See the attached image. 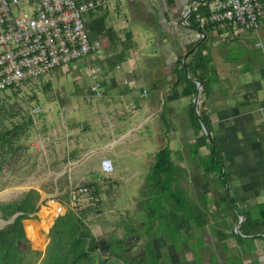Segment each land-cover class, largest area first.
<instances>
[{
    "label": "crops",
    "instance_id": "obj_1",
    "mask_svg": "<svg viewBox=\"0 0 264 264\" xmlns=\"http://www.w3.org/2000/svg\"><path fill=\"white\" fill-rule=\"evenodd\" d=\"M123 1L125 10L121 7V1L114 2V20L108 13V5L112 2L87 14L89 18L85 27L91 38L101 40L102 48L71 63L72 66L68 68L79 82L80 78H87L90 67L99 66L97 81L101 88L98 93L93 92L99 95V105L81 116L74 110L73 117L59 112V118H55L47 111L35 121L34 132H37L41 152L38 169L32 171L28 179L32 183L31 190L39 192V199L37 210L30 215V219H26L30 223L28 226L34 229L45 219L43 215L46 213L51 216V224L56 218L54 208L44 202L47 197L53 196L66 202L70 191L77 186L97 187L96 182L103 179L111 184V178L100 175L98 168L87 167L85 164L88 161L104 157L110 159L109 154H116L118 145L133 143L147 122L154 124L156 152L163 146L159 138L163 108L167 109L169 116L177 114L174 101L180 97V92L179 88L173 86L176 77L173 68L180 59L184 64L189 59L185 56L187 50L192 46L190 52L194 51L206 38L188 21L189 14L184 19L189 5L193 3L195 6L200 0ZM125 12H128L133 27ZM142 26L148 29L145 35L147 40L151 39L148 41L155 49L151 55L138 53L136 40L140 34L138 29ZM207 45L208 49L203 53H209L217 80H213L212 91L202 102V107L211 120L212 134L226 170L231 174L228 200L232 197L239 208H250L252 215L258 217L261 215L258 205L264 203V24L256 31H212ZM229 51L231 55L227 56ZM218 54L228 63L227 68L215 66L214 57ZM138 59L141 61L139 64ZM79 66H82V70H78ZM91 85L86 89L90 90ZM199 94L197 106L201 102ZM61 106L65 111L70 110L65 102H61ZM184 108L187 112L188 105ZM184 125L179 132L178 129L170 131L172 134L167 143L173 154L178 151L184 155L187 149L185 144L192 143L188 140L191 128L188 122ZM185 137L186 142L182 144L181 139L185 140ZM174 140L178 142L176 147L172 142ZM153 158L154 155L151 162ZM41 167H45V170ZM203 180L201 184L205 185L200 186V199L193 201L206 203L209 211L205 218L209 222L203 228L192 227V237L185 241L183 239L179 247L167 243L162 236L155 238L154 246L165 245L170 249L168 256L174 255L171 264H186L189 261L188 252L192 253L190 243H197L198 239L203 242L198 248L201 247V261L204 264H249L253 261L264 264V232L258 238L239 231L238 235L245 241L233 237L231 233L235 232L242 214H236V222L227 203L218 200V193L223 195L224 189H219L213 176ZM96 193V205H99L98 189ZM80 198L85 197L82 195ZM210 204L214 205V210H210ZM23 227L26 230V226ZM38 231L41 232L40 227ZM217 231L231 237L219 240ZM223 234L220 235L224 237ZM178 249L183 251V258ZM235 249L240 254L236 252L233 255L231 251Z\"/></svg>",
    "mask_w": 264,
    "mask_h": 264
},
{
    "label": "trees",
    "instance_id": "obj_2",
    "mask_svg": "<svg viewBox=\"0 0 264 264\" xmlns=\"http://www.w3.org/2000/svg\"><path fill=\"white\" fill-rule=\"evenodd\" d=\"M211 1L213 0H200L196 9L191 10L188 15V21L196 29L203 32L206 38L196 46L194 51L190 52L192 46L187 50L185 56L189 59L184 62L187 72L184 71L181 59L176 62L173 68L176 75L173 86L179 88L181 96L190 99L186 118L194 136V142L185 145L191 162L196 165V156H198V165H203L202 169L196 168L197 174L204 177L212 174L219 189H224L223 195L218 193V200L221 203H227V208L234 215L235 221H238L236 214L245 216L238 228L239 231L245 235H255V237L261 238V234L264 232V203L258 205L261 208V215L257 217L252 215L250 208H239L232 197L228 200L227 194L230 190L231 174L227 172L225 162L222 161L216 138L212 134L211 120L202 107V102L207 99L212 91L213 80H217L215 71L211 66L210 55L203 52L208 49L207 39L211 32H219L220 30L216 29V25L210 22H206L203 27H200L196 16L207 17L209 15L208 5ZM191 78L198 79L202 84L198 111L201 120L210 133V137L203 132L193 107L192 97L196 90V84ZM13 90L11 89V91ZM161 121L162 125L170 130L172 123L168 120L164 108L161 112ZM32 123L33 119L29 116L21 123L0 130V152L3 154L0 155L1 158L6 153L17 154L15 142L18 141L21 134L29 131ZM163 132L160 136H166L167 139H170L168 131ZM172 153L168 143L160 147L155 152L150 168L144 175L141 191L145 199L139 201L138 205L143 206L145 210V218L143 219V225L146 228V231H143L146 235L147 249L145 253L135 256L128 254L130 247L125 246V244L130 245L128 237L136 232L129 226L130 224L124 226L128 239L108 240L106 244L109 243L110 247L106 248V244H103L102 241L99 242L85 224L83 216L86 211L84 209L76 212L67 209L64 215L58 216L46 233L48 242L45 249L43 251L33 249L25 235L22 223L24 219L30 218V214L37 210L36 203L39 199V192L30 190L17 201L0 203V217L3 219H8L15 212H22L12 223L0 229V264H170L162 262L156 256L151 241L162 236L167 243H173L179 247L185 237H192V227L203 228L209 222L205 218L209 211L206 203L194 202L185 190L178 186L182 171L172 159ZM90 186L94 187L92 196L96 197L97 187ZM28 229L30 232L34 230ZM213 231L215 232V230ZM217 232L219 240L224 241L225 238L231 237L230 235L225 236L220 231ZM183 234H186L185 237ZM220 234H223L224 237ZM231 234L236 239L245 241L234 231ZM197 242L199 246L203 243L200 239ZM98 249L107 251L108 255L103 257V253ZM178 250L181 258H183V251Z\"/></svg>",
    "mask_w": 264,
    "mask_h": 264
},
{
    "label": "rangeland",
    "instance_id": "obj_3",
    "mask_svg": "<svg viewBox=\"0 0 264 264\" xmlns=\"http://www.w3.org/2000/svg\"><path fill=\"white\" fill-rule=\"evenodd\" d=\"M111 2L112 3L108 5V13L109 17L114 20L116 14L114 12V10H116L115 1ZM120 4L123 10H125V1L122 0ZM87 14L84 15V22L89 18ZM125 16L129 24L133 27L134 25L129 19L128 12H125ZM138 30L140 33L136 40L139 48L138 53L142 55H151L155 53L153 44L148 41H151V39L147 40V35H145V31L147 32L148 29L142 26V28ZM230 55L231 51L228 52L227 56ZM81 59H83V57L79 60ZM214 61L215 66H218L219 69L223 66L226 68L228 66V63L224 61L219 54L214 57ZM137 62L138 64L141 63L140 59H138ZM67 65L68 66L56 67L49 72L42 73L36 78L25 81L18 89H14L13 91H11V89H6L0 92V130L10 128L16 123H21L29 116L33 119L29 131L21 134L18 141L15 142L17 154L6 153L3 158L0 157V203L17 201L23 197L27 191L31 190L30 184L32 183L29 181L28 177L32 171L38 169V161L41 152L40 143L36 136L37 132H34L35 121L47 111L55 118H59V112H66L68 117H73L75 116L73 113L74 110L81 116L91 111L93 106L99 105L101 101L98 97L99 95L86 89L88 85L97 81L99 76L93 78L88 74L87 78H80L78 82V79H74L72 72L68 70V68L72 66L71 63ZM78 70H82V66H79ZM61 102H65V104L69 105L70 110L65 111L62 107L63 105L61 106ZM189 102L190 99L188 97L180 95V97L174 101V106H176L175 111L177 112L176 115L169 116L167 114V109H164L168 120L172 124H169L170 130L168 127L161 125L163 128H161V133L167 130L168 135L171 136L172 133H170V131L178 129L179 132L185 127L184 124L187 123V119L184 117L186 114V108H184V106L188 105ZM35 109L38 110L35 112ZM183 117L186 120L183 119ZM153 127L154 124L152 122H147L144 124L139 136H137L133 143L125 142L120 144L116 147V154H109L113 167L111 173L102 174L100 172L101 165L100 159L98 158L91 159L85 164L89 168H98L100 170V175L110 177L111 179L109 181H111V184L104 179L96 182L99 193V205L95 204L97 201L91 204L93 200L90 194L83 195L85 198L80 202L79 208H81L79 210L84 209L86 211L83 216L84 222L99 242H107L108 240L116 238H127L124 226L130 224L129 226L134 229V232L136 231L135 233H138V236H135L131 240L128 239L129 237L127 238L130 245H128V243L125 244V246L130 247L128 254L131 256L145 253L147 249L146 235L143 233V231H146L143 225L145 210L143 206L138 205V202L145 199L141 191L142 182L144 175L150 168L151 158L155 153L156 142L153 136ZM159 138L163 142V145L168 141L166 136L161 137L159 135ZM184 139L185 140L181 139L182 144L186 142V137ZM189 139L194 142L192 133L188 136V140ZM172 142L175 147L178 146V142L175 140ZM0 155H3L2 152H0ZM172 159L176 165L182 169L180 179L178 180V186L183 188L192 200L198 201L202 192L200 186L205 185L201 184L203 183L201 180L206 179L203 175H198L196 171V168L202 169L203 166L202 164L198 165L199 157L196 156L197 163L196 165L193 164L189 159L187 149H185L184 155H180L178 151L174 152V154L172 153ZM41 169L45 170V167H41ZM198 176L202 179H200V177L197 178ZM207 176L212 177L213 175L209 174ZM210 194L211 193H209V195ZM213 207L214 205L210 204V210H214ZM46 214L43 215L45 219L39 223L40 225H35V229L28 226L30 223L26 219L22 221L23 225L26 226V230L24 227L25 235L33 249L44 250L47 245L48 238L44 232H47V229L50 228L52 224L51 216ZM27 227L32 228V230L34 229L33 232H30ZM39 227L41 228V232L38 231L40 237H38L37 233ZM212 235L214 236V233H212ZM185 239L188 238L185 237ZM151 244L155 249L156 256L159 257L162 262L171 264V258H174V255H172V257L171 255L168 256L170 249L165 245H160V247L154 246V241H151ZM247 244L249 245L248 242ZM186 247H188V245ZM190 247L192 253L190 254V252H188L189 261L186 264H204V262L201 261L202 255L200 254L201 247L198 248L199 243H190ZM251 250H253V248H251ZM98 251L103 253V257L108 255L105 250L98 249ZM236 252L237 255L240 254L237 249L231 251L233 255ZM171 253L173 254L172 251ZM249 264L255 263L253 261Z\"/></svg>",
    "mask_w": 264,
    "mask_h": 264
},
{
    "label": "built area",
    "instance_id": "obj_4",
    "mask_svg": "<svg viewBox=\"0 0 264 264\" xmlns=\"http://www.w3.org/2000/svg\"><path fill=\"white\" fill-rule=\"evenodd\" d=\"M111 1L122 0H0V91L17 89L42 73L99 52L101 40L91 38L84 15ZM208 7L207 17L196 16L200 27L210 22L219 30L256 31L264 24V0H213ZM195 9L192 5L191 10ZM99 70L93 66L88 73L96 78ZM100 88L96 81L89 89L98 93ZM100 165L103 174L113 171L107 157ZM93 190L87 185L77 186L66 202L53 196L44 202L54 208L55 216L67 209L76 212L81 208L82 195L90 194L91 204L98 200L92 196Z\"/></svg>",
    "mask_w": 264,
    "mask_h": 264
},
{
    "label": "water",
    "instance_id": "obj_5",
    "mask_svg": "<svg viewBox=\"0 0 264 264\" xmlns=\"http://www.w3.org/2000/svg\"><path fill=\"white\" fill-rule=\"evenodd\" d=\"M192 5H193V3H191V4L189 5V7H188V11H187V13H186L184 19H186V16L191 12V7H192ZM183 61H184V59H183ZM183 66H184V64H183ZM184 69H185V66H184ZM185 72H186V70H185ZM191 79H192V80L195 82V84H196V90H195V93H194V95H193V97H192L193 107H194L195 113H196L197 116H198V120H199V122H200V124H201V128H202L203 132H204L208 137H210V133H209L207 127L204 125L203 121L201 120V118H200V116H199L198 108H197L198 94H199V91H200V89H201V87H202V84H201V81H199V80L196 79V78H191ZM40 202H41V201H39V203H40ZM20 214H22V212H15V213H14L12 216H10L8 219L0 218V229L3 228L5 225L12 223V222L14 221V219H15L18 215H20ZM30 215H31V214H30ZM243 219H244V217H243L242 215H240L239 221H238L237 225L235 226V231L237 232V234H240V232H239V230H238V227H239L240 223L243 221Z\"/></svg>",
    "mask_w": 264,
    "mask_h": 264
},
{
    "label": "flooded vegetation",
    "instance_id": "obj_6",
    "mask_svg": "<svg viewBox=\"0 0 264 264\" xmlns=\"http://www.w3.org/2000/svg\"><path fill=\"white\" fill-rule=\"evenodd\" d=\"M137 234H138V233H137ZM137 234L134 233L133 235H131V236L129 237V240H131V239L134 238L135 236H138ZM136 238H137V237H136ZM102 243H103V244H106L105 241H102ZM108 247H110V246H109V243L106 244V248H108Z\"/></svg>",
    "mask_w": 264,
    "mask_h": 264
},
{
    "label": "bare ground",
    "instance_id": "obj_7",
    "mask_svg": "<svg viewBox=\"0 0 264 264\" xmlns=\"http://www.w3.org/2000/svg\"><path fill=\"white\" fill-rule=\"evenodd\" d=\"M87 186H90V185H87ZM90 187H93V186H90ZM93 188H94V187H93ZM78 211H79V210H78ZM45 213H46V212H45ZM64 214H65V213H64ZM64 214H63V215H64ZM46 215H47V214H46ZM58 216H61V215H58ZM58 216H56V218H57Z\"/></svg>",
    "mask_w": 264,
    "mask_h": 264
}]
</instances>
